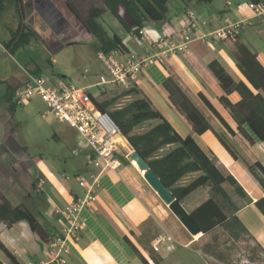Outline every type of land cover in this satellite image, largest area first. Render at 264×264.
Segmentation results:
<instances>
[{"label":"crops","instance_id":"obj_1","mask_svg":"<svg viewBox=\"0 0 264 264\" xmlns=\"http://www.w3.org/2000/svg\"><path fill=\"white\" fill-rule=\"evenodd\" d=\"M184 1L194 7L186 8L188 11L195 12L194 38L210 34L222 26L225 18L233 21L246 20V23L235 39L213 42L210 45L201 40H195L199 41V48H201L199 50L192 46L195 41L189 43L182 50L178 48L184 44L183 27L186 22V10L182 16L177 14L175 18L166 16V20L162 24L148 23L142 28L146 32V39L141 43L136 41V34H130L123 30L120 36L123 39L124 49L116 51L119 60L125 61L131 53H134L139 58L153 57L160 58L161 61L143 65L127 87L110 82V75L97 76L94 80L81 84V87L87 88L93 101L103 102L116 98L113 108L123 107L140 95L147 97L180 135L193 134L195 140L205 151L212 152L216 156L218 165H225L228 168L224 163L227 162L232 168H235L237 173L230 169L229 171L245 188L250 197V200L239 197V201L235 200L238 207L236 215L247 229L248 237L256 247H253L249 259L235 258L234 260H227L225 264H264V215L254 204L256 200L264 197V192L249 174L244 163L240 160L233 161L210 130L201 135L193 133L189 122L172 104L168 91L163 85L169 76L176 77L183 91L196 101L213 129L218 133H224V127L218 119L206 110L197 99V95H204L235 131L234 135H227L237 142L243 150L247 162L259 161L264 164V147L247 125H244V129L251 141L238 132L236 122L229 110L220 101L223 90L218 78L209 66L211 62L218 61L236 82L248 83L237 66L233 51L237 43L245 45L257 56L258 61L264 67V15H258L250 9L249 0H230V5L225 0L223 7L219 5L217 0L210 3H201L198 0ZM60 5L61 3H53V6L61 13L62 18L69 23L71 11L65 6L62 8ZM27 7L30 12L26 23L32 24V19L36 20L37 17H42L41 11L35 8L34 2H31ZM5 13L6 11L1 20L4 18V23L10 22L13 19L12 14ZM76 20L78 21V19ZM32 26L41 35L43 43L46 45L54 43L50 40L49 35L51 33L47 31V28L45 31H41L35 24ZM67 27L66 24L64 31L58 35L66 34L68 32ZM3 30L5 33V28ZM1 46L7 54H10L2 43ZM34 69L35 65L33 64L28 73ZM103 81L105 83H102ZM22 83L17 79V82L13 84V90ZM9 86H7V96L12 100L13 96L8 91ZM132 87H136L140 94L132 92L124 95V92ZM102 89L105 90L102 91ZM228 98L232 103H237L241 99L237 92H232ZM51 117L49 122L56 120L57 128L60 129V135L55 134L70 142L73 159L70 162L71 173L67 170L62 173L54 172L57 165L54 162L45 163L42 158L34 162L42 172L32 182V188L44 196L41 204L44 209V218L43 222L38 221L45 229L48 238L60 229L63 222L62 211L64 207L84 193L77 177L86 176L90 171L97 170L88 163L90 149L82 147L77 153H74L73 150L81 141L77 131L53 115ZM157 123L158 120L146 121L136 127L135 132H144ZM169 147H173V145ZM122 152L123 154L119 155L120 166L114 171L109 170L101 175V188L98 190V197L94 205L82 209L81 213L87 220V227L71 243L70 252L65 256L66 264H207L199 249L206 242L207 235L203 233L196 237L191 235L148 184L140 170L134 166L123 145ZM243 172H246L253 181L258 190L257 197H254L237 178L238 175L245 178ZM197 174L188 175L182 184L188 183ZM37 185H41L39 191ZM199 191L201 194L189 205L188 212L209 197V187H201L194 192ZM160 234L171 237L172 241L161 243L159 251H155L153 244ZM175 235L178 239L183 240L182 247L174 245ZM0 241L14 255L19 264L28 262L38 264L48 260L46 241H42L25 221L17 222L9 227L0 221ZM240 243L244 242L241 241ZM195 244H197V248L194 247ZM169 245H173V247L168 249ZM255 254L256 256H254ZM155 259L158 261L156 262ZM0 261L7 264L4 260L0 259Z\"/></svg>","mask_w":264,"mask_h":264},{"label":"trees","instance_id":"obj_2","mask_svg":"<svg viewBox=\"0 0 264 264\" xmlns=\"http://www.w3.org/2000/svg\"><path fill=\"white\" fill-rule=\"evenodd\" d=\"M103 1L105 4L103 9L94 7L90 9L89 14H83L71 0H65L71 13L74 14L85 30L96 39V52L124 49L122 37L116 33L113 35L109 34L105 26L98 21V18L101 17L105 10H108L118 20L125 32L139 34V30L144 28L148 23L159 25L166 20L169 3V0ZM198 1L210 3L214 0ZM249 1L254 3L260 2V0ZM9 3L15 6L18 16H21L19 0H0V20ZM119 7H123L128 16L127 19L119 13ZM11 34L12 36L9 40L2 42L4 48L9 50L10 54L29 46L34 40H43L31 24L21 25L20 23L19 28L11 31ZM192 46L197 50L201 49L199 48V41L193 42ZM233 55L239 70L245 76L248 83L243 81L236 82L218 61L211 62L209 65L210 69L218 78L223 90L220 101L229 110L236 122L238 132L251 141L244 129V125H247L264 147V67L258 61L257 56L241 43L235 45ZM52 62L49 59L48 63L50 65ZM34 65L35 69L31 71V74L35 76L41 75L42 69L37 64ZM163 85L168 91L172 104L189 122L193 133L201 135L210 130L231 159L238 161V156L234 153L225 137L227 134L234 135L235 131L213 107L210 101L202 94L197 95L199 102L224 127V133H218L213 129L196 101L183 91L176 77L169 76ZM8 91L13 96V89L9 88ZM132 92L140 94L136 87H132L125 91L124 95ZM232 92H237L241 97L237 103H232L228 98V95ZM94 102L98 110L109 112L133 148L142 154L149 165L168 186L175 198L181 203L198 188L209 187V197L189 212L204 235L208 236L218 229L225 228L226 231L236 238L239 237V231H243L248 236L247 229L236 215L238 207L235 204L234 197L230 194V189H236V196L239 198L250 200V197L245 188L229 171V169L232 171L230 164L224 162L228 168L225 165H218L216 156L212 152L205 151L195 140L193 134L187 136L180 135L170 121L164 118L145 96L140 95V97L119 108H113L116 98L103 102L94 100ZM16 105V102H11L9 111H14ZM149 120H158V123L144 132H135L136 127ZM172 145L173 147H169ZM167 147L169 149L165 150ZM215 152L217 153L216 150ZM243 163L254 181L264 192V164L259 161ZM195 173H198L195 178L188 183L182 184L184 178ZM238 179L250 192L246 179ZM254 204L264 215V197L256 200ZM227 209H231V211L228 212ZM0 221L4 222L8 227L17 222L25 221L42 241H47L48 239L45 229L27 207L23 204L14 206L1 195ZM238 241L241 242V239L239 238ZM213 242V240H206L203 246H208L212 251L216 252L218 247H213L215 243ZM0 250L4 252L13 264H19L14 255L1 241ZM220 256L224 258V255L221 254ZM155 261L157 262L158 260L155 259ZM0 264L3 263L0 261Z\"/></svg>","mask_w":264,"mask_h":264},{"label":"rangeland","instance_id":"obj_3","mask_svg":"<svg viewBox=\"0 0 264 264\" xmlns=\"http://www.w3.org/2000/svg\"><path fill=\"white\" fill-rule=\"evenodd\" d=\"M217 1H219L221 7L225 6V0ZM57 2L61 3L62 8L63 6L66 7L64 0H58ZM189 6H192V4H187L184 0H169L167 16L172 18H175L176 14L182 16ZM84 7L85 9H83ZM94 7L103 9L105 7L104 1L90 0L89 8ZM79 8L83 10L84 14L89 10L84 5ZM7 13H11L13 19L6 23L3 21L4 18L0 20V195L5 199L7 198L6 200H9L11 204H23L40 222H43L44 209L41 204L44 196L35 192L32 188V182L42 170L34 162L42 158L45 163L54 162L57 165L54 172L62 173L67 170L71 173L70 162L73 156L70 142L55 134L60 135V129L57 128L56 120L49 122L52 114L49 113L45 102L40 96H33L23 105H16L14 111H9V103L15 101L7 96V86L10 85L9 87L13 89V84L17 82V79L22 82L26 81L29 68L33 64H37L44 70L42 73L62 78L73 86H81L84 82L94 80L97 76L109 75V73L97 56L96 39L83 28L72 13L69 15L70 22L66 34L55 35L52 33V37L49 35L50 40L54 41L51 45L34 40L29 46L13 54H7L1 43L4 40H9L12 36L11 31L18 26V15L13 4L9 3L7 5L5 14ZM119 13L126 19L128 18L123 7H119ZM98 21L105 26L109 34L121 35L122 26L108 10L102 13ZM6 24L8 25L6 26ZM32 24H35L40 30L45 31L46 28L47 31L51 30V27H48V22L39 17L33 20ZM4 28L7 36L4 33ZM49 59L53 61L51 65L48 63ZM225 137L240 162H247L246 155H244L237 142L228 135ZM127 152L130 153L128 150ZM232 170L237 173L235 168H232ZM238 176V178H243L240 175ZM248 184L250 193L257 197L258 190L255 188L253 181L248 182ZM200 194L201 191L194 192L182 201V205L187 211L192 201L198 198ZM230 194L235 200L239 201L236 196V189H230ZM227 211L230 212L231 209H227ZM239 238L244 243H240ZM206 239L213 240L215 242H213V247H218V249L215 248L217 249L216 252L208 246L199 247L207 264H225L227 260L230 261L235 258L249 259L253 247H256L250 237L246 236L243 231H239V237L236 238L225 228L218 229L206 236ZM174 240H176L175 246H183V240L178 239L176 235ZM194 247L197 248V244ZM219 253L224 255V258ZM7 258L4 252L0 250V259L7 264H13Z\"/></svg>","mask_w":264,"mask_h":264},{"label":"built area","instance_id":"obj_4","mask_svg":"<svg viewBox=\"0 0 264 264\" xmlns=\"http://www.w3.org/2000/svg\"><path fill=\"white\" fill-rule=\"evenodd\" d=\"M230 5L231 1L227 0ZM249 7L258 15H264V1L259 3L249 2ZM183 29L184 44L178 48L182 50L189 43L201 40L210 45L213 42L231 40L237 38L244 27L246 20L233 21L229 18L223 19V24L208 35L194 38L196 17L194 11H187ZM209 40H208V39ZM136 41L141 43L146 39L144 29L136 34ZM98 58L101 60L109 75L110 82L127 87L139 73L143 65L161 61L160 58H139L131 53L127 60L121 61L116 51H99ZM28 78L13 90V100L17 105H23L33 96H40L45 102L49 113L58 120L73 127L80 137L74 153L80 148L90 149L88 163L96 171H90L86 176L77 177L79 185L84 189L82 196L76 197L63 209V222L56 234L46 241L48 260L38 264H66V255L70 252L71 243L87 227V220L81 211L94 205L101 188L100 177L109 170H116L120 166L119 155L122 152L120 139L124 138L118 124L112 119L109 112L100 111L96 107L86 87L73 86L59 77L49 76L42 73L39 76L28 73ZM102 83H105L104 81ZM105 89H102L104 91ZM68 177V176H66ZM41 185H37L40 190ZM172 241L171 237L160 234L154 241L153 249L159 251V246L165 241ZM169 245L167 248H172ZM26 264H33L28 262Z\"/></svg>","mask_w":264,"mask_h":264},{"label":"water","instance_id":"obj_5","mask_svg":"<svg viewBox=\"0 0 264 264\" xmlns=\"http://www.w3.org/2000/svg\"><path fill=\"white\" fill-rule=\"evenodd\" d=\"M65 2V0H64ZM66 5V2H65ZM68 8V6L66 5ZM69 9V8H68ZM65 22L66 20L63 19ZM50 26V25H49ZM65 77V76H63ZM124 139L129 145V158L135 160L140 166V170L144 171V178L152 189L157 193L161 200L168 206L170 211L175 215V217L180 221V223L185 227V229L193 236L202 233L201 228L190 215V213L184 208L182 203L175 198L174 194L168 188V186L163 182V180L158 176L154 169L149 165L148 161L142 156V154L135 150L133 146L128 141L127 137L123 135Z\"/></svg>","mask_w":264,"mask_h":264},{"label":"flooded vegetation","instance_id":"obj_6","mask_svg":"<svg viewBox=\"0 0 264 264\" xmlns=\"http://www.w3.org/2000/svg\"><path fill=\"white\" fill-rule=\"evenodd\" d=\"M57 1L56 0H19V9H20V13H21V16H20L21 18L18 16V26L15 30H17L19 28L20 23H21V25H24V24L29 25L30 24V23H26L27 16L30 12L27 5L29 6L31 2H34L35 7L37 6L38 7L37 9H39L42 13L41 18L44 21H47L48 25H50L49 27H51V30H50L51 37H52V33L56 35L60 32H63L64 28H65L64 26H66V24L68 25L69 23H67V21L65 22L63 20L61 13L58 12V9L53 6V3H59ZM71 1L78 8L82 7L83 5L86 6V8H89L90 0H71ZM13 7L15 9L14 5H13ZM83 9H85V7ZM90 9L91 8H89V10L86 14H89ZM79 10L81 12L83 11V10H81V8H79ZM15 11H16V14L18 15L16 9H15ZM31 11H32V9H31ZM33 20L34 19H32V21ZM41 31H44V30L42 29Z\"/></svg>","mask_w":264,"mask_h":264},{"label":"bare ground","instance_id":"obj_7","mask_svg":"<svg viewBox=\"0 0 264 264\" xmlns=\"http://www.w3.org/2000/svg\"><path fill=\"white\" fill-rule=\"evenodd\" d=\"M118 141H120V143H122V145H123V148H125L126 150H129L130 148H129V145H128V143L126 142V140L124 139V138H122V139H120V140H118ZM129 154V153H128ZM133 161V164H134V166H136L139 170H140V166L136 163V161L135 160H132ZM234 165V164H233ZM239 171V170H238ZM140 172L142 173V175L144 176V171H142V170H140ZM244 174V177L246 178V180L247 181H249V182H252V180L250 179V177L247 175V173L246 172H243ZM202 234L201 233H199V234H197V235H195L194 237H196V236H201Z\"/></svg>","mask_w":264,"mask_h":264}]
</instances>
